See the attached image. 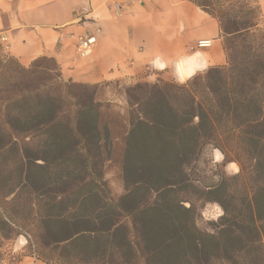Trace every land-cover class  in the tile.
Masks as SVG:
<instances>
[{
  "label": "trees",
  "instance_id": "16d2710c",
  "mask_svg": "<svg viewBox=\"0 0 264 264\" xmlns=\"http://www.w3.org/2000/svg\"><path fill=\"white\" fill-rule=\"evenodd\" d=\"M190 1L219 21L227 63L186 83L127 86L119 197L104 174L113 146L100 84L65 80L54 57L25 67L0 44V151L19 146L31 169L28 196L0 199V264L21 234L29 252L7 264H264L262 7ZM208 146L240 171L207 168ZM211 203L222 213L205 220Z\"/></svg>",
  "mask_w": 264,
  "mask_h": 264
},
{
  "label": "crops",
  "instance_id": "0c3cea01",
  "mask_svg": "<svg viewBox=\"0 0 264 264\" xmlns=\"http://www.w3.org/2000/svg\"><path fill=\"white\" fill-rule=\"evenodd\" d=\"M88 35L97 42L83 53ZM200 40L212 44L199 48ZM0 44L25 67L54 57L65 80L83 84L186 83L227 63L219 21L190 0H0ZM18 264L45 263L26 256Z\"/></svg>",
  "mask_w": 264,
  "mask_h": 264
},
{
  "label": "rangeland",
  "instance_id": "374dc122",
  "mask_svg": "<svg viewBox=\"0 0 264 264\" xmlns=\"http://www.w3.org/2000/svg\"><path fill=\"white\" fill-rule=\"evenodd\" d=\"M256 1L258 2V0ZM262 12L264 13L263 9ZM261 20L260 27L264 28V23ZM135 83L137 82H111L102 84L98 87V99L105 104H109V107L104 109L102 120L103 123H107L110 127L113 147L110 157L105 162L104 174L115 197H119L125 192L122 162L124 152V137L129 129L130 108L127 100L126 88L127 86L133 85ZM7 140H9V137L6 138V141ZM18 140L20 145H22L23 142L20 140V137ZM18 147L19 146H16L11 150L4 148L0 151V199L7 198V200H10L16 195V193L25 194L26 197L31 192L28 186L26 187V185L21 183L25 174L27 173V170L31 169L29 168L26 160L21 161L19 152H17ZM215 150L219 149H216L213 146H208L206 150L205 159L208 162V166L206 164L207 168H210L212 171L218 174L227 175H234L240 171V167L237 162H230L224 166L221 165L224 160L223 154L222 159L216 161L214 157ZM230 156L235 158L236 153L232 152ZM215 164H218V166H215ZM32 166L34 167L35 165L33 164ZM221 213L222 210L217 204H207L204 208L205 220L217 219ZM28 247L29 243L24 234L17 236L12 241H7L5 249L6 251L3 252L4 258L6 260L3 264H7V259L13 256H20L24 253L28 254ZM27 257H33L37 259L32 255ZM38 261L44 263L41 260Z\"/></svg>",
  "mask_w": 264,
  "mask_h": 264
},
{
  "label": "built area",
  "instance_id": "2783aa9c",
  "mask_svg": "<svg viewBox=\"0 0 264 264\" xmlns=\"http://www.w3.org/2000/svg\"><path fill=\"white\" fill-rule=\"evenodd\" d=\"M141 1V0H139ZM114 8L116 10L117 14H120L121 9H122V5L120 3H115L114 4ZM97 40H96V36H85L83 38H81L80 41V50L83 53H90L94 47V45L96 44ZM212 44L211 40H200L197 42V47L202 48V47H209Z\"/></svg>",
  "mask_w": 264,
  "mask_h": 264
}]
</instances>
